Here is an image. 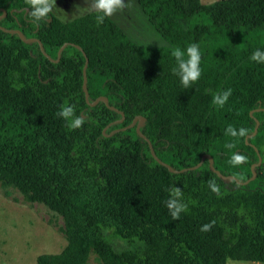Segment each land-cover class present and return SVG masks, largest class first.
<instances>
[{
  "label": "trees",
  "instance_id": "obj_1",
  "mask_svg": "<svg viewBox=\"0 0 264 264\" xmlns=\"http://www.w3.org/2000/svg\"><path fill=\"white\" fill-rule=\"evenodd\" d=\"M136 2L168 46L134 42L94 9L36 21L28 0H0V185L59 215L66 239L36 264H85L91 252L101 264L264 262V62L251 59L264 51V0ZM191 44L201 74L185 87L172 51ZM82 52L87 98L107 104L85 101ZM136 115L145 137L122 129ZM237 153L246 159L230 163ZM169 199L184 206L176 217Z\"/></svg>",
  "mask_w": 264,
  "mask_h": 264
},
{
  "label": "crops",
  "instance_id": "obj_2",
  "mask_svg": "<svg viewBox=\"0 0 264 264\" xmlns=\"http://www.w3.org/2000/svg\"><path fill=\"white\" fill-rule=\"evenodd\" d=\"M65 245L63 235L31 208L0 194V264H36L38 254Z\"/></svg>",
  "mask_w": 264,
  "mask_h": 264
},
{
  "label": "rangeland",
  "instance_id": "obj_3",
  "mask_svg": "<svg viewBox=\"0 0 264 264\" xmlns=\"http://www.w3.org/2000/svg\"><path fill=\"white\" fill-rule=\"evenodd\" d=\"M200 1L209 3L213 0ZM93 2L94 0H55L51 12L58 19L68 21L93 10ZM109 16L123 29L132 41L155 47L168 46L167 40L149 23L146 15L140 10L136 0H122V6ZM0 194L10 199L15 198L19 201H14L25 204L22 202V194L15 188L0 185ZM29 208L53 228L56 229L57 226L62 225L61 217L47 209L43 204L33 203ZM86 263L100 264L93 252L89 254ZM225 264H264V262L226 258Z\"/></svg>",
  "mask_w": 264,
  "mask_h": 264
},
{
  "label": "clouds",
  "instance_id": "obj_4",
  "mask_svg": "<svg viewBox=\"0 0 264 264\" xmlns=\"http://www.w3.org/2000/svg\"><path fill=\"white\" fill-rule=\"evenodd\" d=\"M31 5V15L36 20L39 21L40 18L47 19L49 12L55 4V0H28ZM122 6V0H94L92 8L97 13L96 21L97 23H102L104 18L111 15L114 11ZM172 55L177 61L178 67L174 69L176 74L180 78V83L185 87L190 81H196L201 74L199 68L200 52L198 51L197 45L191 44L183 51L180 48H175L172 51ZM185 56L187 57L185 59ZM252 60L257 62H264V51L257 49L253 52L251 56ZM230 94V90L224 91L219 95L213 97V103L222 106L227 100ZM59 115L65 118H69L72 115V108L70 106L62 107ZM81 124L80 118H75L70 121V126H79ZM246 129L240 128L238 131L233 129L231 126L228 127L227 132L233 137H243L245 135ZM227 147L231 148L232 144H228ZM246 159L242 154H233L230 160L232 164H240ZM213 191L216 190L215 185H211ZM167 207L169 208L171 215L173 217L178 216L180 211L183 209V205L179 204L174 199H169L167 201ZM204 229H207L209 225H204Z\"/></svg>",
  "mask_w": 264,
  "mask_h": 264
},
{
  "label": "water",
  "instance_id": "obj_5",
  "mask_svg": "<svg viewBox=\"0 0 264 264\" xmlns=\"http://www.w3.org/2000/svg\"><path fill=\"white\" fill-rule=\"evenodd\" d=\"M4 14H5V11L2 9V14L0 15V17L3 16ZM0 27H1V26H0ZM6 31L11 32V33H17L18 36L21 37V38L23 39V41H25V42H29V41H33V40H35L34 37L24 38V37L22 36L21 32H19L17 29H6ZM38 43L40 44L39 40H38ZM64 45H65V43H62V44L59 46V48H58V50H57V59H58V57H59V53H60V51L62 50V48L64 47ZM76 47L80 48L79 45H76ZM82 53H83V55H84V63H83V66H82V89H83V91H84L85 101H86L87 104H90V105L94 104V103L97 102L98 100H101V101H103L105 104H107V99H106L105 97H103V96H98L97 98H95V99L92 100V101H89L88 98H87V88H86V84H85V80H86L85 66H86V63H87V57L85 56L84 52H82ZM109 107H113V106H109ZM122 119H123V116H121V118H119L118 120L121 121ZM142 119H143V118H142L141 115H136V116H134V118L131 120V122H130L128 125L123 126L122 129H123V128H126V127H130V126H132V125H135V130H136V132H137L140 136L145 137L144 134H143L142 132H140V130H139V126L141 125ZM257 125H258V122L256 121L255 129H256ZM255 129L252 131V133H251L250 135H253V134H254ZM147 141H148V146H149V149H150V151H151L152 156L156 158V156L154 155V153H153L152 150H151V144H150L149 140H147ZM256 151H257V150H256ZM257 153H258V152H257ZM203 158H207L210 169L213 170V171H215L216 174H217L221 179H223V180H227L228 178L231 177V176H227V175L220 174V173H219V172L213 167V165H212V158H211V156H210L209 154H203V155L201 156V159H203ZM156 160H157L159 163H161L162 165L166 166L167 169H168L169 171H174L173 168H172L170 165H168L167 163H165V162L159 160L158 158H156ZM260 160H261V158H260V155L258 154V162H257V164L260 163ZM198 164H199V163H196V164H194L193 166H190V167H188V168H196V167L198 166ZM251 169H252V175H251L248 179H246L245 182H247L248 180H250L251 178H253L254 175H255L254 165L251 166Z\"/></svg>",
  "mask_w": 264,
  "mask_h": 264
}]
</instances>
